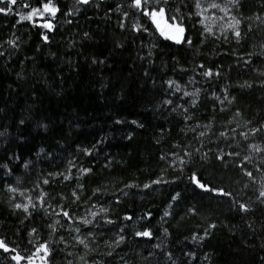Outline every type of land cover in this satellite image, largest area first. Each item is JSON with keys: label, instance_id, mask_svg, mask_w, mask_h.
<instances>
[{"label": "trees", "instance_id": "1", "mask_svg": "<svg viewBox=\"0 0 264 264\" xmlns=\"http://www.w3.org/2000/svg\"><path fill=\"white\" fill-rule=\"evenodd\" d=\"M203 2H0V264H264V0Z\"/></svg>", "mask_w": 264, "mask_h": 264}, {"label": "snow or ice", "instance_id": "2", "mask_svg": "<svg viewBox=\"0 0 264 264\" xmlns=\"http://www.w3.org/2000/svg\"><path fill=\"white\" fill-rule=\"evenodd\" d=\"M0 2H3V0H0ZM81 2L87 3L88 0H81ZM148 2H149V0H143V3H145V4L148 3ZM11 3L12 4H15L16 3V0H11ZM141 5H142V0H135V6L137 8H140ZM216 6L217 5H215V4L212 5V7H216ZM197 7H199V4H197ZM44 9H45V11L50 12L53 16L55 15L56 9L54 7H51L49 4H45L44 5ZM2 11H5V10L4 9H0V12H2ZM35 14H36V11L34 10L29 16L21 17V19H31V15H35ZM144 15L149 16L152 19L153 24H155V26L157 27V29H160V34L162 36H165V38H171V37L166 36V34L163 31V29H161L160 20L163 19V16H164V9L163 8L159 9L158 11L153 10L151 12L145 10ZM158 17L160 19H158ZM235 24L238 25L239 24V21H235ZM172 26L175 27V25H172ZM46 27H48L49 29H51V25L50 24L49 25H46ZM177 31L182 33L183 32V29L182 28H177ZM235 35L236 36H239L240 35L239 31H236L235 32ZM45 39H47V37H45ZM176 42L177 43H180L181 40L179 38H177L176 39ZM206 74H210V73H206ZM257 150H259V149H257ZM249 175H251V174L249 173ZM192 180H193L194 183L197 184V186H199L201 188H204V190H208L205 185H202V184L199 183V181L197 180V178L195 176L192 177ZM158 182L159 181H154V183H158ZM146 187H147V185H146ZM260 195L261 196H264V192H261ZM174 199H175V197H174ZM16 207L17 208H20L21 205L17 204ZM241 209L242 210H245V211L247 210L244 205H241ZM25 211H27V207H25ZM64 215L67 216L68 214L67 213H64ZM93 215H95V213H93ZM128 218L130 219V217H128ZM138 235L148 236L149 233L148 232H143V233H138ZM80 243H84L83 240H81ZM0 247H4V244H3L2 241H0ZM5 250L7 251L6 248H5ZM41 250H44L45 252H47V247L45 245H41L37 249V251L39 252ZM13 259H17L18 264H19V258L18 257H13Z\"/></svg>", "mask_w": 264, "mask_h": 264}, {"label": "rangeland", "instance_id": "3", "mask_svg": "<svg viewBox=\"0 0 264 264\" xmlns=\"http://www.w3.org/2000/svg\"><path fill=\"white\" fill-rule=\"evenodd\" d=\"M200 4V19L207 32H221L232 27V19L226 9L212 7L213 4H207L203 0H200Z\"/></svg>", "mask_w": 264, "mask_h": 264}, {"label": "water", "instance_id": "4", "mask_svg": "<svg viewBox=\"0 0 264 264\" xmlns=\"http://www.w3.org/2000/svg\"><path fill=\"white\" fill-rule=\"evenodd\" d=\"M90 1H91V0H88V2H87V3H83V2H81V0H78L79 4H81V5H86V4H88ZM49 24H50V23H49V22H47V25H49Z\"/></svg>", "mask_w": 264, "mask_h": 264}]
</instances>
